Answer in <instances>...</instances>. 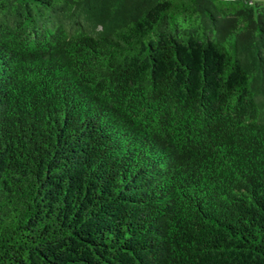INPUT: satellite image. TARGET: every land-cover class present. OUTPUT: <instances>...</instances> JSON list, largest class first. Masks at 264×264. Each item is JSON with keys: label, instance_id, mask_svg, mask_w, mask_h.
<instances>
[{"label": "trees", "instance_id": "16d2710c", "mask_svg": "<svg viewBox=\"0 0 264 264\" xmlns=\"http://www.w3.org/2000/svg\"><path fill=\"white\" fill-rule=\"evenodd\" d=\"M0 264H264V0H0Z\"/></svg>", "mask_w": 264, "mask_h": 264}]
</instances>
